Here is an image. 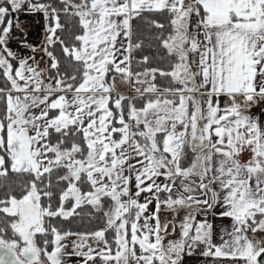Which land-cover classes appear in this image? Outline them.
<instances>
[{"label":"snow or ice","instance_id":"1","mask_svg":"<svg viewBox=\"0 0 264 264\" xmlns=\"http://www.w3.org/2000/svg\"><path fill=\"white\" fill-rule=\"evenodd\" d=\"M194 256L264 264V0H0V264Z\"/></svg>","mask_w":264,"mask_h":264},{"label":"crops","instance_id":"2","mask_svg":"<svg viewBox=\"0 0 264 264\" xmlns=\"http://www.w3.org/2000/svg\"><path fill=\"white\" fill-rule=\"evenodd\" d=\"M20 20L22 22H24V21H30V22H34L35 21V22H37V27L35 26V28H33L34 30L29 32L30 33L29 34V39L32 42H34V43H39V40L42 38V33H43V24H44V21H43L42 16L40 14H36V15H25V14L22 13L20 15ZM200 259L201 258L196 257V256L191 257V258H188V264H197V262Z\"/></svg>","mask_w":264,"mask_h":264},{"label":"built area","instance_id":"3","mask_svg":"<svg viewBox=\"0 0 264 264\" xmlns=\"http://www.w3.org/2000/svg\"><path fill=\"white\" fill-rule=\"evenodd\" d=\"M31 26V22L30 21H24L22 24V27H24L25 29H27L29 31ZM17 35H19V33H17Z\"/></svg>","mask_w":264,"mask_h":264},{"label":"rangeland","instance_id":"4","mask_svg":"<svg viewBox=\"0 0 264 264\" xmlns=\"http://www.w3.org/2000/svg\"><path fill=\"white\" fill-rule=\"evenodd\" d=\"M32 24H31V26H30V29H29V31H28V33L30 32V31H33L34 29L33 28H35V26L37 27V22H31ZM32 28V29H31ZM32 33V32H31ZM30 34V33H29Z\"/></svg>","mask_w":264,"mask_h":264}]
</instances>
